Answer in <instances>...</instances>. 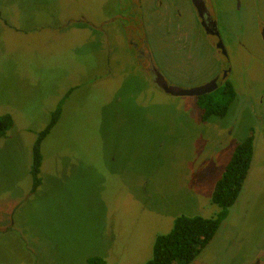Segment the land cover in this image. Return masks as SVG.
<instances>
[{"label":"rangeland","instance_id":"374dc122","mask_svg":"<svg viewBox=\"0 0 264 264\" xmlns=\"http://www.w3.org/2000/svg\"><path fill=\"white\" fill-rule=\"evenodd\" d=\"M147 1L135 7L146 34L132 41L146 37L184 89L228 68L236 98L223 118L202 121L194 97L151 85L128 47L125 0H0V116L13 121L0 138V264H146L177 217L215 216V183L252 131L238 198L190 264H247L264 250V45L253 19L264 0H208L224 24L219 59L187 1L162 16ZM58 108L32 192L33 145Z\"/></svg>","mask_w":264,"mask_h":264},{"label":"trees","instance_id":"16d2710c","mask_svg":"<svg viewBox=\"0 0 264 264\" xmlns=\"http://www.w3.org/2000/svg\"><path fill=\"white\" fill-rule=\"evenodd\" d=\"M236 93L227 81L214 92L196 98V106L201 110V120L206 121L214 116L223 118L230 105L234 102ZM60 115L59 108L51 115L50 121L41 131L32 149V167L30 174L33 179L32 192L41 184L39 172L42 156L40 146L49 134ZM13 125L9 115L0 116V138L6 135ZM253 131L235 147L226 164L221 177L215 183L211 194V204L218 212L211 218L199 216H179L171 230L165 235L156 237L152 258L146 264H190L211 242L222 222L226 219L229 209L236 202L246 178L253 155ZM87 264H106L102 258H91Z\"/></svg>","mask_w":264,"mask_h":264},{"label":"flooded vegetation","instance_id":"af4514ba","mask_svg":"<svg viewBox=\"0 0 264 264\" xmlns=\"http://www.w3.org/2000/svg\"><path fill=\"white\" fill-rule=\"evenodd\" d=\"M184 1H187L188 5L193 11V14L190 18L193 19L196 26L200 27L201 31H203L204 34L210 39L209 44H210L211 49L215 53L216 57L218 59L222 57L224 58L226 56V52L223 47L224 33L222 29H224V24L221 18L219 16L213 15L212 11L208 7V0H184ZM146 2L147 4L149 3L147 0H141V1L140 0H125V3H123V5H126L128 8L129 7L132 8L128 11V13H131V14H129L128 16L123 15V17L126 20V24H125V30L127 31L126 40H127V43L129 44L128 47L133 50V53L136 57L135 60L138 63V66L142 69L147 79L148 77L150 78L149 81L151 85L154 86V88L161 90L163 93H165L163 89H161L160 87L156 85V82H160L161 84H166V86L168 87H177V86L171 85L170 83H168V80L166 79L167 76L163 74L160 68L154 63L152 53L148 47V40H145L146 37L143 38L142 40L138 39L137 44L141 45V46H138L136 42L132 41L133 36L129 35V32L137 31L138 35H141L140 32H142L141 37L145 36L146 26L144 22L140 20V14L144 10L145 12L147 11L146 10L147 7L144 6ZM168 4L170 8L174 7L173 0H152V4L150 6L153 8L154 11L151 10V12L152 13L154 12L155 16H158V13H160V15L162 16V11L164 8L168 6ZM138 6L141 7V13H138V10L135 9V7L138 8ZM176 11L180 15L179 10L177 9ZM258 12H256L255 17L253 19L258 20L260 24L258 27H261V29L263 28L261 32V38H262L263 45H264V16L261 13L258 14ZM132 13L136 15L133 18H132V15H133ZM160 15L159 17H161ZM132 22L137 23L138 26L136 27V30L134 29V25L132 24ZM227 69L226 68L218 69L216 73H213L211 75L212 77L211 79L193 88L195 89V88L203 87L215 79L217 87L216 89L212 90V92H214L215 90H217L218 88H220L227 82V77H229V70ZM178 88H181V87H178ZM188 89H192V88H188ZM212 92H209L208 94ZM167 95H170V94H167ZM204 95H207V94H203L201 96H204ZM173 97H182V96H173ZM193 97L196 99L200 96L198 97L193 96ZM247 264H264V250H261L258 254H256L252 258V260L249 261Z\"/></svg>","mask_w":264,"mask_h":264},{"label":"water","instance_id":"95a60500","mask_svg":"<svg viewBox=\"0 0 264 264\" xmlns=\"http://www.w3.org/2000/svg\"><path fill=\"white\" fill-rule=\"evenodd\" d=\"M156 85L163 89L166 94H170L172 96H185V97H198L203 94H208L212 92V90L216 89V81L212 80L210 83L206 84L200 88H192V89H182L178 87H168L166 84H161L160 82H156Z\"/></svg>","mask_w":264,"mask_h":264}]
</instances>
